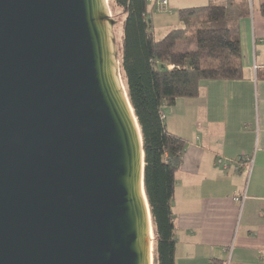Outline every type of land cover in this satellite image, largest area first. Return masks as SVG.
I'll return each mask as SVG.
<instances>
[{"label":"water","instance_id":"95a60500","mask_svg":"<svg viewBox=\"0 0 264 264\" xmlns=\"http://www.w3.org/2000/svg\"><path fill=\"white\" fill-rule=\"evenodd\" d=\"M115 25L108 0H0V264H154Z\"/></svg>","mask_w":264,"mask_h":264},{"label":"crops","instance_id":"0c3cea01","mask_svg":"<svg viewBox=\"0 0 264 264\" xmlns=\"http://www.w3.org/2000/svg\"><path fill=\"white\" fill-rule=\"evenodd\" d=\"M178 1L187 8L230 2L243 78L202 81L197 97L162 108L167 130L186 141L171 203L176 264H264V0ZM151 20L157 41L174 28Z\"/></svg>","mask_w":264,"mask_h":264},{"label":"trees","instance_id":"16d2710c","mask_svg":"<svg viewBox=\"0 0 264 264\" xmlns=\"http://www.w3.org/2000/svg\"><path fill=\"white\" fill-rule=\"evenodd\" d=\"M230 2L180 9L182 25L157 41L147 0H110V10L125 15L119 66L143 134L144 182L153 233L154 264H176L175 226L171 203L175 174L182 164L186 141L171 134L162 108L179 98L197 97L207 80H241L242 49ZM112 12V11H111ZM264 15V3L261 6ZM179 41L185 50L176 51ZM264 79V69L258 73Z\"/></svg>","mask_w":264,"mask_h":264},{"label":"rangeland","instance_id":"374dc122","mask_svg":"<svg viewBox=\"0 0 264 264\" xmlns=\"http://www.w3.org/2000/svg\"><path fill=\"white\" fill-rule=\"evenodd\" d=\"M179 1L178 0H171L170 1V6L168 5L167 9L162 11V14H159L157 16V14H152L151 19L156 20L157 19H162L161 21H165L166 23H170V24H166V26H174V28H179L182 27V25H179V20H178V11L181 8H187L184 7V3H180L182 5H178ZM215 4V3H214ZM152 5V3H151ZM217 5V4H216ZM219 5V4H218ZM181 6V7H180ZM109 8H110V4H109ZM111 12V16L114 20H116V25L113 27V35L116 38V50L118 51V53H120V48H121V40H122V23L124 21V19L126 18L124 14H122L121 10L118 9H112L110 10ZM172 12V14H170ZM164 13V14H163ZM172 15V16H171ZM157 16V17H154ZM164 18H162V17ZM173 22V23H172ZM185 45L183 41H179L177 43V46L175 48L176 51L180 52L185 50Z\"/></svg>","mask_w":264,"mask_h":264},{"label":"built area","instance_id":"2783aa9c","mask_svg":"<svg viewBox=\"0 0 264 264\" xmlns=\"http://www.w3.org/2000/svg\"><path fill=\"white\" fill-rule=\"evenodd\" d=\"M147 1H148V3L154 4L153 10L155 12H158V13L166 10L167 7H168V5H169V0H147ZM163 117H164V115H163ZM222 164H223V160L222 159H219L217 161V165L218 166H221ZM235 199H236V201L241 202V201H243L245 199V196H243V197H236Z\"/></svg>","mask_w":264,"mask_h":264},{"label":"bare ground","instance_id":"6f19581e","mask_svg":"<svg viewBox=\"0 0 264 264\" xmlns=\"http://www.w3.org/2000/svg\"><path fill=\"white\" fill-rule=\"evenodd\" d=\"M109 4H110V0H108V6H109ZM109 11H110V8H109ZM110 14H111V11H110ZM150 225H151V232H150L151 234L150 235H151L152 240H154L153 239V226H152V224H150ZM151 245H152V261H153L154 243H152Z\"/></svg>","mask_w":264,"mask_h":264}]
</instances>
